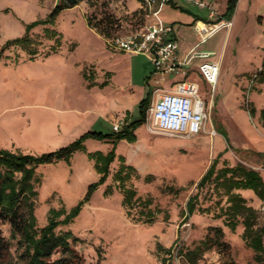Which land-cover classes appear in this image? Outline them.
<instances>
[{
    "label": "rangeland",
    "instance_id": "1",
    "mask_svg": "<svg viewBox=\"0 0 264 264\" xmlns=\"http://www.w3.org/2000/svg\"><path fill=\"white\" fill-rule=\"evenodd\" d=\"M61 1L0 0V39L3 40L7 35H16L18 32V22L12 19L15 15L25 22L32 17L46 18L52 11L53 2ZM191 2L195 12H209L208 19L202 22L215 24L221 18L227 0H208L207 7H200L195 1ZM140 9L139 0H81L72 7V11L66 10L59 15L49 27L70 38L72 35L80 37L82 31L79 19L85 18L88 25L99 34L101 33L94 25L105 19L113 23V26H109L110 37L126 35L139 31L144 24ZM211 12H214L213 16ZM176 13L177 10L167 3L163 6L160 16L176 20L173 22L177 28V36L185 45L192 46L200 41V36L194 29L195 23H181L182 18ZM236 14L237 9L234 16ZM239 17L234 35L230 34L231 25L218 30L201 45L202 50L214 51L215 59H218L221 65V74L215 87L205 81L200 84L203 99H214L208 128L217 132L215 143L207 133L191 139L157 133L152 131L146 121L143 126L146 131L143 145L147 155L154 159L155 165L142 169L136 163L130 162L126 154L117 153L119 156L110 165L106 182L99 186L91 200L83 206L80 214L70 224L57 228V231L69 229L81 239L73 244V247L81 256L82 264H185L179 251L194 248L205 237H215L214 227L222 229L223 243L207 250L200 258L199 264H227L230 261L237 264H264V255L258 254L244 236V219L237 218L234 228L228 225L224 211L230 203L225 188L216 182L214 177L204 186H198L215 159L218 162L216 170L225 166L242 165L258 171L264 180V152H258L255 144L259 140L255 127H264V118L261 116V110L264 108V83L261 79L264 72V0H249ZM73 18L77 19V27L74 29L68 26ZM46 27L39 25L31 32L39 39L42 38L43 44L35 48L43 54L54 43V39L43 37ZM73 45L71 43L69 47ZM43 54L36 58L43 57ZM129 55L132 56L130 63L136 89H139L142 85V72H139L138 68L150 67V62L146 56ZM29 59L27 50L22 46H11L2 56V61L6 64ZM189 69V66L183 67L172 80L187 76ZM261 69L263 72L258 75ZM89 71L90 67L87 66L86 74ZM244 112L247 113V121L244 119ZM22 125H17L16 131L24 128L23 121ZM106 132L112 133V126L107 125ZM106 142L102 144L104 152L114 146H109L112 142ZM221 142L222 146L218 148ZM141 145L140 138L133 144L136 149ZM126 149L127 147L121 144L117 150L125 152ZM85 155V151L77 152L72 160L73 174L80 175L72 184L80 195H83V191L87 192L96 175L95 170L88 169L87 161L90 159L88 155L85 158ZM176 155L183 159L175 158ZM120 157H123L124 162ZM174 159L180 162L184 172L178 170ZM122 164L133 168L125 169L120 174L124 179L123 186L135 191V196L127 205L123 203L122 183L116 180V173ZM53 171L50 164L40 165L36 170L39 182L36 185L38 196L35 214L40 227L47 224L50 209L69 210L79 202L63 190L62 185L50 186ZM188 175L192 179L188 180ZM182 179L183 184L180 183ZM107 191H110V194H107ZM241 191L234 190L256 211L253 229H263L264 210L261 208V198L255 193L251 197L244 196ZM191 197H195V211L185 218L186 204ZM0 233L8 239L11 235L10 225L1 223ZM15 250L16 247L13 246L11 252L16 256ZM60 255L56 253L53 258Z\"/></svg>",
    "mask_w": 264,
    "mask_h": 264
},
{
    "label": "crops",
    "instance_id": "2",
    "mask_svg": "<svg viewBox=\"0 0 264 264\" xmlns=\"http://www.w3.org/2000/svg\"><path fill=\"white\" fill-rule=\"evenodd\" d=\"M191 1H195L200 7H207L208 4V0H173L168 4L177 10L176 14L182 18L180 22L183 24L194 25L197 21L208 19L209 12L208 14L195 12ZM248 2L249 0H238L237 14L236 16L233 14L234 17L232 16L231 19L230 34H235L237 20ZM57 4L59 3L53 2V8ZM227 6L228 0L223 7L224 11L221 16L226 12ZM66 10L72 11V8L63 10L60 15ZM12 19L18 22V32L16 35H7L3 40L0 39L1 47L8 40L23 36L27 24L45 18L32 17L25 22L15 15ZM161 19L165 24L172 26L173 37L181 43L178 53L180 59L184 60L194 48L202 50L201 45L204 42H201V39L192 46H187L178 38L177 28L173 22L176 20L162 17ZM76 23L77 19L73 18L68 26L70 25L74 29L77 27ZM79 23L82 35L80 37L72 35L70 38L61 33L63 35L62 46L47 56L11 64L4 63L2 57L0 58V149L38 154L51 152L74 142L89 131L109 134L110 132H106V126H112L113 131V125L118 119H124L127 124L140 119V103L148 94H152L154 88L151 60L144 54H135L146 56L150 62V67L139 66V72H142L140 82L142 85L136 89L133 67L130 63L132 56L129 55L133 53L127 54V52L110 47L107 39L91 28L85 18L79 19ZM71 43L74 46L70 48L69 44ZM215 57L216 54L212 58L215 59ZM202 62V59H194L191 64L186 65L190 67L188 75L180 80H172L175 74L166 75L164 86L171 87L178 81L186 80L199 84L201 91L200 84L205 81L199 70ZM87 66L90 67L88 74L85 72ZM87 76H92V78ZM200 96L202 97L201 93ZM206 102L210 108L213 107V98ZM262 103H264V99ZM137 112L138 115H136ZM244 114V119L247 121V113L244 112ZM22 121L24 128L16 131V126L22 125ZM143 126L144 124H141L134 129L135 141L120 140L115 146V151L116 156H119L117 153L126 154L130 162L145 169L149 165H155V161L147 155L143 145L146 137ZM255 130L259 136L258 142L255 143L256 149L258 152H264V144L261 145L264 143V127H255ZM139 138L142 145L136 149L133 144L137 143ZM211 139L215 143L214 137L211 136ZM104 143L107 142L89 138L85 141V147L88 152H104L102 147ZM121 144L127 147L125 152L117 150ZM111 145L113 144L109 143V146ZM221 146L222 142L218 148ZM76 154L77 152L74 156ZM74 156L69 163L66 161L50 163L54 169L50 186L55 184L59 187L62 185L63 190L80 201L86 192L83 191V195H80L72 184V181L76 182L80 176L72 172ZM86 156L84 157L86 158ZM177 157L179 160L183 159L180 155L175 156V158ZM175 163L178 170L184 172L180 162L175 160ZM87 165L88 169L95 170L96 175L93 182H96L100 175L94 167V161H87ZM56 172L58 173L55 174ZM187 179H192V177L188 175ZM180 183L183 184V179ZM241 190L244 196L251 197L255 193L251 189ZM263 197H260L261 206Z\"/></svg>",
    "mask_w": 264,
    "mask_h": 264
},
{
    "label": "trees",
    "instance_id": "3",
    "mask_svg": "<svg viewBox=\"0 0 264 264\" xmlns=\"http://www.w3.org/2000/svg\"><path fill=\"white\" fill-rule=\"evenodd\" d=\"M237 2L238 0H228L227 10L219 21H231ZM67 8L70 7L61 1L45 19L27 24L26 32L23 36L8 40L2 45L0 58L3 56L4 51L11 46L24 47L30 59L42 55L43 52L35 48L37 45L43 44L42 38L39 39L38 36L31 34L32 30L39 25L47 26L44 29V38L54 39V43L43 56L56 52L62 45V35L49 26L53 25L60 13ZM139 12L143 20H145L143 9L141 8ZM94 26L101 34L111 38L109 36V26H113L111 21L101 19ZM262 70L259 71L258 75L263 72ZM261 79L264 83V72ZM151 100L152 94H148L139 106L140 119L130 124L125 122L122 129L118 132L113 131L112 133L104 134L102 132L89 131L66 146L41 154L0 149V224L8 223L11 233L8 239L0 233V264H82L81 256L73 247V244L81 241V239L69 229L57 231V228L61 225L70 224L80 214L83 206L91 200L94 191L106 182L110 173V165L117 157L115 151L117 142L120 140L129 142L136 140L134 129L146 123V112ZM261 116L264 118V109L261 111ZM89 138L109 141L114 146L107 153L102 151L88 152L85 147V141ZM78 151H85L89 159L94 161V167L100 177L89 186L84 198L71 209H50L47 224L40 227L35 214L36 198L38 196L36 185L39 182L36 170L43 164L57 163L59 161L69 163ZM120 160L124 162L123 157H120ZM217 163L216 159L212 162L199 181L198 186H204L214 177L216 182L225 188L228 195V203H230L226 211H224L228 225L234 228L237 218L242 217L246 227L244 236L248 240V244L258 254L264 255V228L253 229L255 224L253 219L256 211L253 207L246 204L245 198L240 193L234 192V190L239 189H251L258 196L263 197L264 180L261 174L242 165L225 166L216 170ZM125 169L133 170L131 166L122 164L120 170L116 173V180L122 183L124 191L123 203L127 205L131 203L135 196V191L126 189L123 186L124 179L120 174ZM106 193L110 194V191ZM194 198L191 197L186 204L187 214H185V218L191 216L195 211ZM62 216L63 218H61ZM214 231L215 237H205L194 248L179 251L184 257L185 264H199L200 258L207 250L214 245H222V229L214 227ZM13 246L16 247V256L11 252ZM56 253L61 255L54 259L53 256ZM227 264L237 263L230 261Z\"/></svg>",
    "mask_w": 264,
    "mask_h": 264
},
{
    "label": "built area",
    "instance_id": "4",
    "mask_svg": "<svg viewBox=\"0 0 264 264\" xmlns=\"http://www.w3.org/2000/svg\"><path fill=\"white\" fill-rule=\"evenodd\" d=\"M171 1L173 0H140L145 17L141 29L108 38L107 43L116 50L144 54L153 63L154 88L146 112V121L149 122L152 131L186 139L205 133L215 137L216 130L208 128L211 108L200 96L199 84L183 80L171 87L164 86L166 75L177 74L194 59H202L200 73L211 87H215L221 66L218 59H212L214 52L196 48L184 60L180 59L178 53L181 43L173 37L172 26L165 24L160 17L163 6ZM213 15L214 12H211V16ZM225 21L221 20L215 24L197 21L194 29L199 34L201 42H205L218 30L231 26V22ZM200 22L203 23V28L199 27ZM124 124V119L116 120L113 131H120ZM261 208L264 210V197Z\"/></svg>",
    "mask_w": 264,
    "mask_h": 264
},
{
    "label": "water",
    "instance_id": "5",
    "mask_svg": "<svg viewBox=\"0 0 264 264\" xmlns=\"http://www.w3.org/2000/svg\"><path fill=\"white\" fill-rule=\"evenodd\" d=\"M67 6L70 8L74 7L77 5V3L81 0H62Z\"/></svg>",
    "mask_w": 264,
    "mask_h": 264
},
{
    "label": "bare ground",
    "instance_id": "6",
    "mask_svg": "<svg viewBox=\"0 0 264 264\" xmlns=\"http://www.w3.org/2000/svg\"><path fill=\"white\" fill-rule=\"evenodd\" d=\"M199 27H202V28L204 27L202 22L199 23Z\"/></svg>",
    "mask_w": 264,
    "mask_h": 264
}]
</instances>
